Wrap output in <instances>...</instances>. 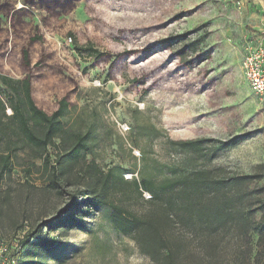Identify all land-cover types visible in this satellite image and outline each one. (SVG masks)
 <instances>
[{"label":"rangeland","instance_id":"374dc122","mask_svg":"<svg viewBox=\"0 0 264 264\" xmlns=\"http://www.w3.org/2000/svg\"><path fill=\"white\" fill-rule=\"evenodd\" d=\"M44 5L40 0H0V46L5 39L3 64L9 69L0 73L23 77L10 69L8 58L38 28L44 43L30 50L33 61L42 56L37 72L43 70L33 81L34 94L49 112L62 94L73 90L62 123L69 132L89 135L81 168L93 161L128 182L217 168L223 169L215 173L218 179L260 173V181L244 186L247 195L236 207L264 203V104L241 70L245 46L264 31V0H71L67 7ZM127 29L145 31L133 38ZM162 40L170 48L156 50L148 63H167L166 81L156 89L136 87L131 68L123 61L115 64L116 55L128 48L149 49L151 55ZM43 46L54 54L41 55ZM87 47L111 57L98 62L84 51ZM240 136L244 139L238 144L218 150L220 142ZM185 141H199L200 150L182 149L179 143ZM5 152L7 146L0 142V154ZM9 154V173L4 171L0 179V264L12 257L18 264L35 233L54 242L46 251V264H153L133 240L112 227L107 209L86 217L82 229L63 234L44 224L64 213L70 193L82 189L86 177L76 168L68 173L75 186L48 189L50 175L32 147L20 143ZM48 154L55 161L54 147ZM125 205L135 212L146 207L134 194ZM260 215L256 212L254 218ZM172 230L185 238L193 254L188 264H264V252L256 257V236L246 237L235 228L219 230L209 251L190 222L176 220ZM197 250L208 253L202 263Z\"/></svg>","mask_w":264,"mask_h":264},{"label":"trees","instance_id":"16d2710c","mask_svg":"<svg viewBox=\"0 0 264 264\" xmlns=\"http://www.w3.org/2000/svg\"><path fill=\"white\" fill-rule=\"evenodd\" d=\"M40 2L48 9H55L69 6L71 0ZM150 28L151 26L148 27ZM127 30L133 38H139V34L145 31ZM186 36L187 33L181 35L182 38ZM35 43H44L38 28L36 33L28 36L27 43L22 44L17 52L13 51L8 58L10 69L23 73L22 78L14 79L0 73V142L7 146V152L0 154V179L4 171L9 173L10 170L9 151H17L20 143L32 147L36 156L42 159V168L50 175L46 188L64 191L66 186H75L77 182L71 180L68 173L76 168L86 177L82 189L70 193L72 199L64 213L44 224L52 225L53 230L63 234L73 229H82L86 217L100 209H107L112 227L133 240L140 253L148 257L153 264H188L189 258L193 257L185 238L172 230L176 220L190 222L192 226H196L198 233L204 236L201 242L203 246H207L205 248L208 251L219 230L235 228L246 237L256 236V257L264 252V203L260 201L253 208L236 207L247 195L242 192L244 186L260 181V173L218 179L215 173L222 172L223 169L217 168L175 172L162 180L133 179L128 182L121 175H115L112 168L103 172L93 161L89 162L86 168H81L80 162L85 161L89 135L69 132L62 123L64 113L72 105L70 95L73 90L69 89L62 94L55 101L52 111H46L38 103L33 81L43 69L37 72L42 68V56L36 61L32 60L30 49ZM3 46L5 39L0 46V70L9 72L3 64ZM156 46L155 53L151 55H148L151 52L149 49L136 48L124 49L116 55L115 64L123 61L124 66L131 68V81L136 87L160 88L167 79L168 73L164 68L167 63L150 65L148 61L156 54V50H168L170 43L162 40ZM84 51L98 62L111 57L110 53L100 52L92 47H87ZM45 52L54 54L51 49L45 48L41 55ZM7 109L11 111L10 115L5 114ZM243 139L244 137L240 136L220 142L218 150L234 146ZM179 145L186 150H200L199 141H185ZM49 147L56 149L54 163L50 161ZM145 192L149 194L146 200L143 199ZM131 194L146 204L144 210L135 212L125 205ZM256 212L261 213L258 219L254 218ZM31 237L35 241H26L18 264H46V251L54 242L43 239L36 233ZM197 252L195 255L202 263L208 253L200 250Z\"/></svg>","mask_w":264,"mask_h":264},{"label":"built area","instance_id":"2783aa9c","mask_svg":"<svg viewBox=\"0 0 264 264\" xmlns=\"http://www.w3.org/2000/svg\"><path fill=\"white\" fill-rule=\"evenodd\" d=\"M241 70L250 91L264 104V31L258 40L245 46ZM6 112L8 115L11 113L9 109ZM120 128L123 132L127 130L124 125ZM143 195L149 198L148 193ZM7 263L15 264V258H10Z\"/></svg>","mask_w":264,"mask_h":264},{"label":"crops","instance_id":"0c3cea01","mask_svg":"<svg viewBox=\"0 0 264 264\" xmlns=\"http://www.w3.org/2000/svg\"><path fill=\"white\" fill-rule=\"evenodd\" d=\"M260 37H261V36H260ZM260 37H259V38H260ZM256 40H258V38H257ZM256 40H255V41H256Z\"/></svg>","mask_w":264,"mask_h":264}]
</instances>
